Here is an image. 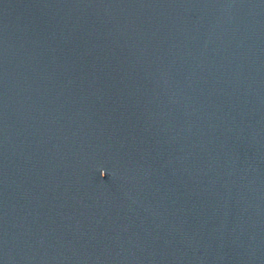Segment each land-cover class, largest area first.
Masks as SVG:
<instances>
[{
	"label": "water",
	"instance_id": "1",
	"mask_svg": "<svg viewBox=\"0 0 264 264\" xmlns=\"http://www.w3.org/2000/svg\"><path fill=\"white\" fill-rule=\"evenodd\" d=\"M0 264H264V0H0Z\"/></svg>",
	"mask_w": 264,
	"mask_h": 264
}]
</instances>
